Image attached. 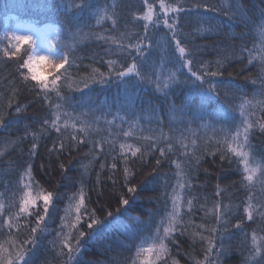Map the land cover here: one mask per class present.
Listing matches in <instances>:
<instances>
[{
  "label": "trees",
  "instance_id": "trees-1",
  "mask_svg": "<svg viewBox=\"0 0 264 264\" xmlns=\"http://www.w3.org/2000/svg\"><path fill=\"white\" fill-rule=\"evenodd\" d=\"M33 2L34 0H0V37L6 30H15L19 24H36L37 26L47 24L55 28H62V17L59 13L45 14L36 9L19 6ZM166 2H171V0H166ZM186 2L192 3L193 0H186ZM204 2L215 4L219 3V0H204ZM93 3L97 8L117 6L118 27L121 32L136 34L142 31L139 27L140 22H133L131 16L134 11H142L141 0H93ZM244 3L250 13L256 17H259L260 9L264 8V0H244ZM156 8L159 12L158 2ZM204 14L215 17L217 20H226V17L219 16L215 12ZM82 19L83 24L91 25L95 31L110 28V24H105L103 27L95 26L94 15L86 14ZM187 19L188 17H185V20ZM87 30L85 28V31ZM150 31L151 39L155 43L152 48L147 49L148 56L145 59L148 60V65L144 70L150 72L152 65L163 60L166 61V75L168 71L175 70L172 63V49L166 46V41L170 39V36L165 35L168 29L161 25ZM241 31L247 33L249 30L245 29L243 25L237 24L228 29L226 34L198 36L195 17L191 18V23L187 24L185 28L186 34L191 33L196 37V43L204 47L205 50L200 53V59L205 62L215 61L217 50L226 47L230 42L239 46ZM243 39L249 48H252L254 43L259 44L258 37L253 39L251 34L245 35ZM33 40L37 45L36 40ZM51 47L53 48L51 58L58 59L64 50L63 44L57 41ZM108 47L110 45L95 39L83 42L78 52L83 60L77 61L81 66L71 69L70 72L73 80L78 81L80 77L87 76L93 68L107 72V65L102 62V58H108L105 54V49ZM25 53L33 54L28 45L24 46L17 59L8 61L7 58H4L0 60V110L4 113V127H0V152H3V156H0V193L3 194L0 196V204L4 206L3 218L6 219L8 215L18 211L20 201L24 196L19 184V175L26 164L30 163L33 169L32 174L35 181L38 182L33 185V196H37L43 191L45 193L52 192L54 198L52 206L49 208L50 218L45 220L41 225V230L35 234V247L26 246L28 251L26 259L31 258L34 264H129L130 260L135 258L136 246L151 243L156 226L159 225L161 219L166 220L167 213L171 211L170 195L177 180L176 161L181 162L182 167H186L184 161L187 158L182 154L183 149L176 143L166 157H159L157 150L146 154L142 160L133 158L127 165L123 160L118 159L115 170L111 169L110 156L105 158L101 155L99 158H94L89 154L91 145L74 146L70 152L67 149L62 152H49L59 136L54 130H50L47 134H40L43 119L50 117V113L53 111L49 102L43 99L42 94H38V88L34 91L24 90L13 96L14 82L16 87H19L15 65L20 58H27ZM113 58L119 59L120 57ZM33 70L41 79L51 81L52 69L46 62L35 63ZM23 71L28 72L27 69ZM184 72L187 74V69ZM229 72L232 73L231 76L228 75ZM257 72L258 68L254 65L249 66L240 61H233L230 66H226L224 76L208 77L207 79H210L221 89L224 85L218 82H231L233 88L239 89L238 95L246 93L251 97L258 84L253 85L245 77L254 78ZM56 75H60V73H56ZM28 83L36 84L37 82L30 80ZM60 83L64 84L63 78ZM204 87L207 88L208 85L205 84ZM62 93L69 98L68 111L74 112L76 115L80 113L94 114L99 119V125L103 128L109 127L105 124V120L116 119L117 123H120L119 117L123 116L125 117L124 129H127L131 124L137 132L142 128L145 135L163 129L166 136L197 139V145L201 149V152L197 154L201 155V159L188 177L191 187L184 191L186 198L195 197L193 199L194 209L189 214L185 207L182 208L181 213L187 231L184 235L177 232L175 242L166 241L168 251L163 254L160 260L156 259L158 253H153L152 260L154 264H195L197 260L203 261L207 243L201 241L199 236H195L193 233L200 232L203 235H209L204 229L196 227L200 224L211 227L215 223L214 216L210 215L205 218V209L212 208L213 202L217 200L221 201L222 205H241V202L245 201L247 193V189L244 187L247 181L241 183L242 172L238 170L242 169L243 165H238L237 158L231 153H227L231 163H229V159L222 161L220 152L216 151L218 148L224 147L223 144L215 143V139L219 138V129L229 126L228 122L218 115L223 101H219L215 97L202 101L201 95L195 91V85L189 82L174 89L171 99L175 101V111L172 112L170 101L161 93L156 92L153 85L138 84L134 90L130 89L127 94L136 99L134 105H129L125 100L124 84L115 77L106 83L90 81L89 87L83 92L64 87ZM48 95L53 102L57 101L54 92L48 93ZM204 95L211 96L210 93H204ZM9 99H11L12 108L6 106ZM189 100L192 101L191 105L185 103ZM201 103H203V108L200 107ZM17 104L22 109L19 114L15 111ZM182 104L185 105L183 108ZM228 111L236 117L237 121L239 120L238 112L232 113L231 109ZM83 118L92 119V115H86ZM26 127L27 133L25 132ZM213 127L216 129L215 134L212 130ZM111 130L119 131L118 128ZM68 131L70 132L71 129L69 128ZM32 132L37 133L39 139L36 141L38 145L36 156L29 158L33 140ZM101 135H107V133L101 131L99 134H94L96 139H99ZM21 137H23L22 140ZM211 137H215V139L210 142L208 138ZM68 142V138L65 137V143ZM186 142L189 141L186 140ZM105 147L107 148V145ZM208 149L216 151V155H208ZM249 150L255 161L264 165V133L258 129H255L254 134L250 137ZM96 151L99 153V149ZM157 159L161 160L160 165H156ZM101 163L106 165L103 169L99 166ZM61 164L64 165L66 171L60 168ZM188 166L190 167V165ZM125 167L131 172L127 178L124 173ZM260 175L261 173L258 172L257 181H259ZM81 180H83L86 198L85 207L81 209V221L78 228L86 233L95 231L96 235L91 238L86 235L81 242L82 250L69 259L67 250H65V254L60 252V245L57 242L58 233L66 235L72 224L76 222L75 201L72 198L79 191ZM217 185L222 190L220 197L215 196ZM128 187H135L136 192H128ZM260 187L257 182L254 189L255 195L258 199L264 200V192L260 191ZM166 192L168 195H165ZM122 196L129 200V205L125 206L120 202ZM42 204V200H38L36 208H30V210L35 212L42 207ZM70 205L72 207L66 213L65 210L69 209ZM92 209L96 210L97 216L103 223L94 226L93 229H88L89 216L86 210ZM108 211L112 212V217L107 216ZM244 216L242 208L229 212L225 216L228 221V231L221 230L213 234V239L218 247L223 243L225 249L231 248V251L221 257V264H241L243 257L239 246L243 239V230H247L249 233L257 230L259 234L264 235V232L260 231L264 225H261L259 217L256 218V222H253L246 220ZM136 217L140 219L137 220ZM241 218H244L243 230L234 228L233 225L240 222ZM110 220L112 223L108 225ZM25 223L28 224L27 229L24 227ZM105 225L108 226L105 227ZM34 226V216L21 215L18 224L19 231L14 229L11 238L18 242L24 240L30 235L29 229ZM219 227L223 229L224 226L220 225ZM75 233L76 230L73 229L72 234L75 235ZM9 238L7 228H0V243L8 241ZM73 246L75 247V245ZM215 251L216 249L213 250V252ZM244 254L246 255V253ZM137 264H139V260Z\"/></svg>",
  "mask_w": 264,
  "mask_h": 264
},
{
  "label": "snow or ice",
  "instance_id": "snow-or-ice-1",
  "mask_svg": "<svg viewBox=\"0 0 264 264\" xmlns=\"http://www.w3.org/2000/svg\"><path fill=\"white\" fill-rule=\"evenodd\" d=\"M158 2L159 12L156 4ZM142 11L132 12V21L140 22L139 27L141 32L132 34L129 32H121L118 27V19L116 13V5L97 8L93 0H34L33 3H24L19 5L26 9H36L38 12L45 14L55 12L62 17V28L52 29V39H46V47L48 53H53L51 45H55L60 41L64 46V50L59 55L58 59H52L49 55H35V41L33 35L41 34V30L36 24L19 25L15 30L5 31L4 35L0 37V60L7 58L12 61L18 58L25 45H28L33 54L27 56L26 59L20 58L16 63V71L18 73L19 87H16L14 82L13 96L24 90L39 89L38 94L43 95V99L48 101L53 111L50 117L44 118L40 134H47L50 130H54L59 134L57 141L53 143L49 152L64 151L69 152L74 146L81 144L91 145L89 154L94 158H99L103 155L105 158L111 157V169H117L116 161L123 160L125 165L133 158L143 159L148 153H153L158 150L159 157H166L169 152L173 150L176 143L183 149V156L187 159L184 161L186 167H182L181 162L176 161V184L172 188L171 211L167 213V218L161 219L159 225L155 228V235L152 242L145 245L140 244L136 246L135 258L131 259L129 264H154L152 254L158 253L157 260L162 259L163 254L168 251V242H175V234L184 235L187 228L182 221V208L187 209V213L191 214L194 209L193 199L186 198L184 191L190 188L191 184L188 177L192 169L199 164L201 149L197 145V139H189L184 136L172 137L166 136L163 129H158L156 132H151L148 135L143 134L144 130L139 129V132L131 124L127 129H124L123 122L125 117L120 116L117 123L116 119L105 120L108 128H103L99 125V119L94 114L80 113L74 114L67 110L70 107L69 98L62 93V89L67 87L69 90L83 92L89 87V82L106 83L111 81L113 77L119 79L124 84L126 93L125 100L129 105H134L136 99L127 95L129 90H134L138 84H151L154 90L164 95L170 101V109L175 111V101L171 99L174 94V89L181 84L191 82L195 85V91L201 95L202 101L217 98L223 101L218 115L227 121L228 127H221L219 129V138H208L211 142L215 139L217 145L223 144V148H218L216 151L220 152V159L223 161L229 159L227 153H231L236 157V163L243 165L242 181H247L244 187L247 189L246 199L241 202V205L229 206L222 205L221 201L213 202L212 208L205 209V218L214 216L215 223L211 227L204 224L196 225L197 228L204 229L209 235H203L200 232H194L193 235L199 236L201 241H206L207 248L203 261L197 260L195 264H221V257L226 255L231 248L225 249L223 243L218 247L213 234L218 231H228V221L225 216L229 212H234L242 208L245 214L244 218L248 221L256 222V218H260L261 225H264V200L258 199L255 195V185L260 184V191L264 192V165L255 161L252 156L250 147V137L254 134V130L258 129L264 133V8L260 9L259 17L250 13L244 0H219V3L210 4L205 3L204 0H193L192 3H187L186 0H141ZM203 10V11H201ZM215 12L219 16L226 17V20H217L215 17H209L204 13ZM86 14L94 15L95 26L103 27L105 24H110V28L103 29V31H95L91 25L83 24V17ZM185 17H188L185 20ZM196 18V33L198 36H211L213 34H226L227 30L235 25H243L249 31L246 33L241 31L239 36L241 43L239 46L231 42L223 48L217 50V58L215 61L205 62L200 59V53L205 49L196 43V37L191 33L185 32L187 24L191 23V18ZM40 23V21H37ZM83 24V26H82ZM168 29L166 36L170 39L166 41V46L172 49L173 60L175 66L174 71H168L165 75L166 61H160L158 64L151 66V71H145V66L148 65L147 49L154 46V41L151 39V31L160 26ZM85 28L88 30L85 31ZM253 35V39L258 37L259 44H253L252 48L244 42L245 35ZM63 35V38H62ZM134 36V39H133ZM95 39L102 41L104 44L110 45L105 49L107 59L102 58V62L107 65V72L100 71L98 68H93L92 72L87 76L80 77L79 80H73L70 72L73 68H79L81 65L77 61H82L78 52L80 45L87 41ZM115 46V47H111ZM159 46V45H157ZM113 57H120L114 59ZM233 61H240L249 66H256L258 68L257 75L253 78L246 76L245 79L250 80L253 85L258 87L254 93L249 97L248 94H239L238 88H233L231 82L220 81L223 84V89L218 88L217 84L213 83L208 77H222L225 74L226 66H230ZM46 62L52 69L51 81L41 79L33 70L34 63ZM27 69L25 73L23 70ZM187 69V74L184 70ZM63 70V72H61ZM60 73V75H56ZM229 76L232 73H228ZM64 79V84H61V79ZM194 78V79H193ZM36 81V84H30L29 81ZM208 87L205 88L204 85ZM82 85V87H81ZM54 92L57 98L53 102L48 93ZM210 93L211 96L204 95ZM231 96V99H229ZM239 101V103H236ZM187 105H191L192 101H186ZM7 108H12L11 99L7 101ZM185 105H181L183 108ZM203 108V103L200 104ZM232 113L239 115V120L232 116ZM15 111L19 114L22 109L17 104ZM86 115H92V119H85ZM175 117L173 116V119ZM203 118V117H201ZM0 127H4V113L0 110ZM69 128L71 131L69 132ZM118 128L119 131H112L111 129ZM214 134L216 129L212 128ZM27 127L25 132L27 133ZM101 131L106 132L107 135H101L96 139L94 134H99ZM33 140L29 150V158L36 156L37 140L39 139L37 133H31ZM195 135V134H194ZM65 137L68 138V143H65ZM111 137V139H109ZM123 137V139H120ZM21 140L23 137L20 138ZM188 140L189 142H186ZM134 141V142H130ZM74 142V143H73ZM15 143V142H13ZM118 144V148H117ZM107 145V148L105 147ZM99 149V153H97ZM216 151L207 150L208 155L215 156ZM3 156V152H0ZM229 159V163H231ZM161 160H156V165H160ZM190 165V167L188 166ZM100 168L106 165L101 163ZM87 167V166H85ZM64 169V165H60ZM66 171V169H64ZM261 173L259 181H257V173ZM33 169L30 163L26 164L19 175V184L24 192V196L20 201L18 211L14 214L8 215L6 219L3 218V204H0V228H7L9 233V240L0 243V264H34L31 258L26 259L28 251L27 245L35 247V234L41 230V225L46 219H49V208L52 206L54 194L52 192L41 191L39 195L33 196V185L38 182L33 176ZM124 173L127 176L131 175L130 170L125 167ZM128 192L135 193V187H128ZM220 186L217 185L215 192L216 197L221 196ZM3 194L0 193V196ZM165 195H168L166 192ZM85 192L83 187V180H81V187L79 191L73 196L75 223L72 224L69 232L58 233V243L60 245L61 254H67L69 259L73 255L79 254L82 250L81 242L86 235L90 238L96 235V232L86 233L78 228L81 221V209L85 207ZM42 200V207L33 212L30 208H36L37 201ZM255 201V202H254ZM120 202L127 206L129 200L120 198ZM66 209V213L70 211ZM204 208L203 205H201ZM89 216L87 224L88 229H93L96 225H101L103 222L96 214V210H86ZM119 211V210H118ZM34 216L35 226L29 229L30 235L22 241H17L11 238L13 230L19 231L20 216ZM112 212L108 211L107 216L112 217ZM233 225L236 229L243 230V219ZM139 220V217H136ZM112 221L108 222L110 225ZM108 225H105L107 227ZM223 225V229L219 226ZM24 227L27 229L28 224ZM75 229V235L72 230ZM102 230V229H101ZM264 232V226L260 228ZM222 239V238H221ZM7 245V246H5ZM75 245V247L73 246ZM216 249L215 252L213 250ZM239 250L242 254L241 264H264V235L259 234L257 230L249 233L243 230V239L240 242ZM246 253V255L244 254ZM211 257H214L213 260Z\"/></svg>",
  "mask_w": 264,
  "mask_h": 264
},
{
  "label": "rangeland",
  "instance_id": "rangeland-1",
  "mask_svg": "<svg viewBox=\"0 0 264 264\" xmlns=\"http://www.w3.org/2000/svg\"><path fill=\"white\" fill-rule=\"evenodd\" d=\"M19 25H17L16 28ZM27 25H31V24H27ZM37 27L41 30V34L33 35V39H35L37 42V45L35 47V55H37V56L38 55H49L51 58L52 54L48 53V51H47L46 39L50 40L53 38L51 33H52V29H54L55 27L51 26V25H47V24L44 26H37Z\"/></svg>",
  "mask_w": 264,
  "mask_h": 264
}]
</instances>
